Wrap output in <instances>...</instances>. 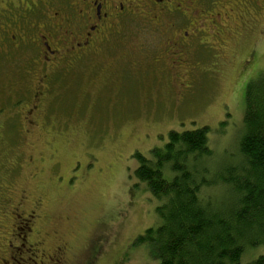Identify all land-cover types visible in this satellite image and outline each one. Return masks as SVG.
I'll return each mask as SVG.
<instances>
[{"label":"rangeland","instance_id":"1","mask_svg":"<svg viewBox=\"0 0 264 264\" xmlns=\"http://www.w3.org/2000/svg\"><path fill=\"white\" fill-rule=\"evenodd\" d=\"M194 9L200 74L183 77V90L171 88L174 76L162 67L141 74L132 66L152 61L160 46L156 36H132L86 67L54 76L43 112L28 125L22 62L9 63L0 77V257L23 244L11 264H33L30 247L48 253L57 246L66 264H86L93 254V264H159L148 246H133L158 224V202L135 179L132 157L150 158L171 131L206 127L209 175L239 163L246 87L264 74V0H205ZM142 43L149 53L136 51ZM225 192L221 185L203 191L216 204ZM21 220L28 227L15 240ZM259 257L263 245L246 250L240 264Z\"/></svg>","mask_w":264,"mask_h":264},{"label":"flooded vegetation","instance_id":"2","mask_svg":"<svg viewBox=\"0 0 264 264\" xmlns=\"http://www.w3.org/2000/svg\"><path fill=\"white\" fill-rule=\"evenodd\" d=\"M204 2L205 0H0V77L8 73L10 62L15 65L18 61L22 62L21 78L27 87H20L19 92L30 96L24 120L31 125L33 117L43 112L54 76L62 72L63 76H67L77 68L86 67L89 61L111 49H121L123 43L133 38L132 36L144 37L148 34L149 37L156 36L155 43H160V46L153 54L152 61L132 66L141 71V74H148L153 65L162 67L164 74L171 73L174 76L171 88L183 90L186 88L183 77L193 79L194 74L199 73V62L195 60V56L202 43L192 14L196 11L194 4ZM24 48H29L32 54L23 55ZM136 51L147 54L149 47L142 43ZM167 60H170L168 64ZM39 65L48 70L41 76L36 69ZM98 68L97 64L95 71ZM163 73L161 70L157 79H161ZM24 222L17 221L15 240L19 237V231L21 235L24 233L21 226L28 227ZM27 231L30 234L31 228H27ZM20 239L21 243H25ZM22 247L23 244L8 245V257L6 260L0 257V264L15 261L14 255ZM34 250L36 249L32 247L28 249L33 257H28V260L35 264V258L40 264H66V253L62 246H57L48 253L38 249V255L34 254ZM95 259L96 254H93L86 264H93Z\"/></svg>","mask_w":264,"mask_h":264},{"label":"trees","instance_id":"3","mask_svg":"<svg viewBox=\"0 0 264 264\" xmlns=\"http://www.w3.org/2000/svg\"><path fill=\"white\" fill-rule=\"evenodd\" d=\"M243 125L239 163L214 177L207 169L206 127L171 131L150 158L132 157L135 179L158 202V224L133 246H148L159 264H240L246 250L264 246V74L246 87ZM212 185L226 188L222 203L205 198ZM251 264H264V258Z\"/></svg>","mask_w":264,"mask_h":264}]
</instances>
